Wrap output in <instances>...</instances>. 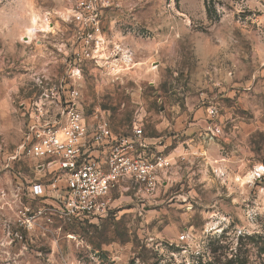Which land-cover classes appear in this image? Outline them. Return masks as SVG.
Segmentation results:
<instances>
[{
    "label": "rangeland",
    "instance_id": "obj_1",
    "mask_svg": "<svg viewBox=\"0 0 264 264\" xmlns=\"http://www.w3.org/2000/svg\"><path fill=\"white\" fill-rule=\"evenodd\" d=\"M73 90L172 167L152 195L118 185L102 218L27 229L29 127ZM240 238L264 264V0H0V264H230Z\"/></svg>",
    "mask_w": 264,
    "mask_h": 264
},
{
    "label": "built area",
    "instance_id": "obj_2",
    "mask_svg": "<svg viewBox=\"0 0 264 264\" xmlns=\"http://www.w3.org/2000/svg\"><path fill=\"white\" fill-rule=\"evenodd\" d=\"M81 6L90 8L85 2ZM61 108L58 120L44 121L40 115L29 127L26 147L42 176L27 187L25 199L43 206L38 211L20 212L23 227L29 229L47 213L68 224L102 218L110 210L111 192L121 183L130 182L146 195L159 189L162 175L172 163L143 140L139 125L132 135H123L98 115L89 121L76 90L64 98ZM208 112L215 118V110ZM213 128L217 137L220 129Z\"/></svg>",
    "mask_w": 264,
    "mask_h": 264
},
{
    "label": "trees",
    "instance_id": "obj_3",
    "mask_svg": "<svg viewBox=\"0 0 264 264\" xmlns=\"http://www.w3.org/2000/svg\"><path fill=\"white\" fill-rule=\"evenodd\" d=\"M248 239L253 240L252 237H250V238L246 237V240H248ZM261 245H262V247L260 248V252L264 253V238L261 240ZM239 246H240V248H238L237 253L235 255H233L235 257V261H233V260L228 261L230 264H245V260L243 258L239 257L240 256V249L242 248L241 238L239 239Z\"/></svg>",
    "mask_w": 264,
    "mask_h": 264
},
{
    "label": "bare ground",
    "instance_id": "obj_4",
    "mask_svg": "<svg viewBox=\"0 0 264 264\" xmlns=\"http://www.w3.org/2000/svg\"><path fill=\"white\" fill-rule=\"evenodd\" d=\"M33 29L29 31L28 39L30 38V34L32 33Z\"/></svg>",
    "mask_w": 264,
    "mask_h": 264
}]
</instances>
